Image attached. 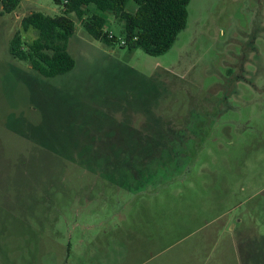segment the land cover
Returning <instances> with one entry per match:
<instances>
[{"label":"rangeland","instance_id":"rangeland-1","mask_svg":"<svg viewBox=\"0 0 264 264\" xmlns=\"http://www.w3.org/2000/svg\"><path fill=\"white\" fill-rule=\"evenodd\" d=\"M62 9L0 5V264H178L205 232L225 263L264 264V0H189L161 55L105 44L71 15L75 64L45 77L8 42L35 38L24 15ZM95 12L118 37L123 22ZM167 137L177 153L148 172L140 157Z\"/></svg>","mask_w":264,"mask_h":264},{"label":"trees","instance_id":"trees-1","mask_svg":"<svg viewBox=\"0 0 264 264\" xmlns=\"http://www.w3.org/2000/svg\"><path fill=\"white\" fill-rule=\"evenodd\" d=\"M54 1L63 5L60 14L48 15L33 10L21 18L22 30L33 27L36 31L35 38L25 41L18 30L13 33L8 42V52L13 58L26 61L34 71L45 77L63 74L72 69L75 64L74 58L67 51V41L74 30L71 15L79 20L87 34L105 44L118 42L120 46H126L128 50L139 47L147 54L161 55L171 48L178 33L185 27L189 2V0ZM19 2L20 0H0L1 13L13 11ZM129 2L134 5L132 11L126 8ZM90 4L96 10L111 13L118 21L123 22L118 37L105 28L104 16L96 12L87 15ZM184 129L188 130V127ZM167 132L169 136L171 129L168 126ZM168 140H170L168 137L165 141L151 140V148L148 152L146 150L138 161L140 166L145 165L149 172V168L162 163L161 157L165 153H168L169 157L174 155L178 148L176 145H179L180 141L173 140L171 147L167 143ZM122 161L127 165L132 162L130 159ZM106 176L109 181L123 186L139 177L138 173L118 180L113 175Z\"/></svg>","mask_w":264,"mask_h":264},{"label":"crops","instance_id":"crops-1","mask_svg":"<svg viewBox=\"0 0 264 264\" xmlns=\"http://www.w3.org/2000/svg\"><path fill=\"white\" fill-rule=\"evenodd\" d=\"M211 240H212V232H205L200 234L195 242H193L187 248L178 251L177 254L178 259L176 262L178 264H227L224 262V259L222 258L223 250H220L216 256H213L211 249L212 242H210ZM243 244H244L243 247L244 250L246 248L245 247L246 242H244ZM241 245L242 243L239 246L241 247ZM243 256H244V252H243ZM244 257L245 259L248 258V255Z\"/></svg>","mask_w":264,"mask_h":264}]
</instances>
